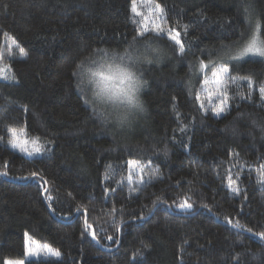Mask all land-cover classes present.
<instances>
[{"label":"trees","instance_id":"1","mask_svg":"<svg viewBox=\"0 0 264 264\" xmlns=\"http://www.w3.org/2000/svg\"><path fill=\"white\" fill-rule=\"evenodd\" d=\"M158 2L165 6L173 26L188 25L185 39L191 41V52L180 58L166 40L159 42L166 55L158 64L141 69V79L147 81L140 92L146 111L135 113L130 126L121 129L93 115L72 73L95 49L123 53L132 42L136 33L130 0H0V51L6 52L10 44L4 35L8 33L28 53L20 57L14 49L13 56L6 55L17 81L0 79V172L9 173L0 176V264L25 257V233L31 242L62 253L60 258L39 256L25 264H264V239L255 234L264 231V189L257 183L259 165L264 162L260 159L264 157V133L252 125L253 119L264 121V108L256 95L252 101L240 100L236 93L248 92L243 82L240 89L232 86L230 94L236 99L226 116L202 117L186 86L191 78L193 91L200 88L196 77L190 76L189 64L202 49L235 39L228 22L243 23L236 17L235 0ZM257 8L264 10V0H257ZM249 59L234 74L251 73L258 83L264 81L262 58ZM92 90L88 85V96ZM174 104L182 123L188 125L186 133L178 130ZM5 122L16 127L26 124L30 136L52 141L50 150L31 158L19 153L5 143ZM174 129L176 141L171 139ZM152 144L166 145L169 156L151 157L159 179L143 196L129 197L125 185L116 205L123 206L128 221L123 234L114 236L115 242L108 240L106 236L113 235L114 229L101 220L95 224L98 244L90 236L82 237V220L74 206L79 203L91 209L87 196L91 192L99 197L104 165L110 163L115 169L112 186L119 191L116 180L127 175L125 158H137L130 154ZM230 167L234 179L240 172L241 195L226 186L225 170ZM32 171L49 181L50 195L60 201L53 203L56 214L44 201L37 181L16 178ZM194 171L199 179L193 177ZM183 196L191 198L192 210L163 203L153 207L157 197L171 204ZM130 212L148 219H132L127 215ZM226 217L244 227L233 228ZM101 227L106 231L100 232ZM137 252L142 258L133 259ZM237 254L238 260H233Z\"/></svg>","mask_w":264,"mask_h":264},{"label":"snow or ice","instance_id":"2","mask_svg":"<svg viewBox=\"0 0 264 264\" xmlns=\"http://www.w3.org/2000/svg\"><path fill=\"white\" fill-rule=\"evenodd\" d=\"M147 9L142 11L141 9ZM236 17L242 18L243 23H234L229 21V27L235 37L231 43H220L218 46H213L212 49H202L200 56L194 63L189 64L190 76L196 77L197 83H200L198 91H193L191 78L186 81L188 95L191 97V103L194 109L204 116H215L220 118L226 116L233 108V102L236 95H239L241 101H252L253 96L259 98L262 108H264V81L259 83L254 78V74L238 75L242 70L243 65L250 63V57L262 58L264 62V10L257 8V0H235ZM131 23L135 25L132 42L128 47L119 53L106 49H95L93 54L85 60H81L73 71V76L77 77L76 87L85 94V103L92 105L93 115L98 117L103 124H114L117 128L130 126L131 117L137 112L146 111L144 103L140 99V92L147 84L146 80L141 79L143 72L141 69L144 65H152L159 63L166 55L160 47L159 42L166 40L167 47L173 53H179L180 58H185L191 52V41H186L188 35V25H182L178 29L169 22V16L165 6L158 0H130ZM10 39V44L5 51H0V79L10 82H16L17 76L12 70L11 64L6 61V55L11 57L14 55L13 50L17 49L20 57H27L28 53L20 45L17 38L8 33H4ZM193 55H195L193 53ZM96 66V67H93ZM202 81V83H201ZM243 82H246L248 89L247 94L237 92L236 95L230 94L232 86L240 89ZM88 85H94V90L88 96ZM175 100V97H173ZM175 117L179 125L180 133H186L188 125L183 124L181 113L177 105H173ZM24 112L28 111L26 105L22 106ZM6 112L7 109H4ZM190 117V120H194ZM252 125L264 133V121L257 119L252 120ZM4 134L8 137L6 144L22 153L26 157H34L49 151L51 140L41 141L39 136L32 137L29 135L28 126L24 127L11 126L8 123L3 124ZM176 130H173L171 137L172 141H176ZM233 135L237 134V130L233 128ZM251 134V133H249ZM190 139V138H189ZM264 139V136H262ZM3 140V137H0ZM181 145L187 148V142L184 140L178 141ZM164 158L169 156V149L165 145L163 148L155 144L138 149L135 155L137 158L126 159L127 175L116 180L117 187L112 186V180L115 174L110 163L104 165L103 185L100 187L99 197H95L94 193H89L87 199L91 202L92 207H84L77 203L74 206V211L80 214L82 220L81 235L90 236L97 243L100 239L97 234L95 224L103 220L109 223L114 229L113 235H107L106 238L114 241V236L123 234L124 227L128 221L125 219V210L123 206L117 207L120 195L127 185L129 197L132 194L143 196L150 186H153V181L159 179L157 173L158 168L153 167L151 157L153 155ZM226 156L238 158V153H226ZM264 161V157L260 158ZM219 164L231 163L229 161H218ZM215 167V165H214ZM251 170H249V174ZM7 171L0 172V176H8ZM193 177L199 179V173L193 172ZM227 187L235 195H241L237 181L240 177V172L235 173L233 178L232 168L225 170ZM21 180H34L38 182V186L43 193V199L47 202V206L53 214H56L57 209L53 207V203H60L50 195L49 181L46 177L41 176L38 171H32L28 176L16 177ZM224 179V177H221ZM189 185L192 180L187 181ZM257 183L264 189V162L259 165V177ZM180 185V182L177 181ZM182 186V185H181ZM71 194H69L70 196ZM247 199L246 195L243 197ZM190 197L183 196L179 203L175 200L171 204L167 200H161L159 197L153 201V207L163 203L166 207H175L183 211H189L194 208V204L190 202ZM146 207V206H145ZM204 207H207L206 205ZM242 211V208H241ZM72 212V207H69V214ZM132 219L146 221L147 216L135 212L127 213ZM152 215L149 210V216ZM228 224L233 228L240 229L244 227L238 221L233 224L232 219L226 217ZM106 229L101 227L100 232H105ZM252 232L251 228L247 229ZM260 238L264 239V231L255 233ZM25 255L28 257H38L41 251L54 255L57 258L62 256V253L51 246L41 245L37 243L35 247L31 244V237L25 233ZM147 247V246H145ZM238 255L233 257V260H238ZM143 256L137 252L133 256ZM5 264H25L23 259L7 260Z\"/></svg>","mask_w":264,"mask_h":264},{"label":"rangeland","instance_id":"3","mask_svg":"<svg viewBox=\"0 0 264 264\" xmlns=\"http://www.w3.org/2000/svg\"><path fill=\"white\" fill-rule=\"evenodd\" d=\"M93 67H96V66H93ZM92 87H93V90H94V85H92ZM137 113H140V112H137ZM31 244H32L33 247H35V245H36L37 243H36V242H31ZM39 244H40V243H39ZM41 245L43 246L44 244H41ZM40 256H54V255L48 254V253H46V252H44V251H41ZM38 257H39V256H38ZM32 258H37V257H28L27 255H25V257L23 258V260L26 261V260H28V259H32ZM9 260H14V259H9Z\"/></svg>","mask_w":264,"mask_h":264},{"label":"water","instance_id":"4","mask_svg":"<svg viewBox=\"0 0 264 264\" xmlns=\"http://www.w3.org/2000/svg\"><path fill=\"white\" fill-rule=\"evenodd\" d=\"M95 241V240H94ZM96 242V241H95ZM97 243V242H96ZM98 244V243H97ZM105 250V249H104Z\"/></svg>","mask_w":264,"mask_h":264}]
</instances>
